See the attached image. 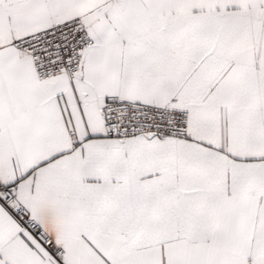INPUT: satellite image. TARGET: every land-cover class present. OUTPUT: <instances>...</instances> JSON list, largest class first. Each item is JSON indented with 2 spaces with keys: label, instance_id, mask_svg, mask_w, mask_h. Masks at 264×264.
Listing matches in <instances>:
<instances>
[{
  "label": "snow or ice",
  "instance_id": "1",
  "mask_svg": "<svg viewBox=\"0 0 264 264\" xmlns=\"http://www.w3.org/2000/svg\"><path fill=\"white\" fill-rule=\"evenodd\" d=\"M0 264H264V0H0Z\"/></svg>",
  "mask_w": 264,
  "mask_h": 264
}]
</instances>
